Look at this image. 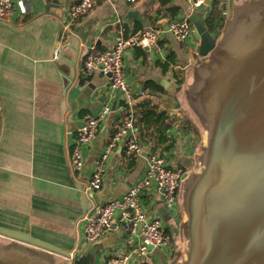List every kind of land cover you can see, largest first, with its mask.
<instances>
[{
    "label": "crops",
    "instance_id": "crops-1",
    "mask_svg": "<svg viewBox=\"0 0 264 264\" xmlns=\"http://www.w3.org/2000/svg\"><path fill=\"white\" fill-rule=\"evenodd\" d=\"M23 1L25 13L14 6L0 18V227L69 253L77 248L79 256L95 246L92 264H104L109 257L131 252L141 237L128 233L115 217L98 240L86 243L84 215L120 198L141 179L151 150L163 155L170 167L188 172L196 167L202 130L189 102V88L203 57L190 16L200 13L205 20L215 10L212 14L222 18L214 28L218 35L223 27L229 29L264 11V0H232L231 13L223 0L216 9L206 3L193 8L188 0H94L85 15L71 21L68 8L76 0ZM49 5L60 6L62 14L45 12ZM182 18L193 29L189 38L179 41L168 26ZM146 26L159 29L157 43L130 48L123 57L125 77L135 96L133 132L142 150L126 156L122 145L116 146L106 160L100 189L87 191L95 162L119 127L125 108L121 95L108 89L105 75L83 70V59L88 52L108 50L119 31L127 35ZM58 45L61 55L52 60ZM106 104L111 111L95 139L83 147L82 168L74 171L70 153L82 119L85 114H99ZM160 128L168 138L163 142ZM141 203L171 235L169 248L153 250V257L159 264H177L181 204L174 211L166 209L154 188L143 194ZM0 240L7 244L4 248L27 246L2 235Z\"/></svg>",
    "mask_w": 264,
    "mask_h": 264
},
{
    "label": "water",
    "instance_id": "water-1",
    "mask_svg": "<svg viewBox=\"0 0 264 264\" xmlns=\"http://www.w3.org/2000/svg\"><path fill=\"white\" fill-rule=\"evenodd\" d=\"M212 2L205 0L220 4ZM226 4L231 13L232 0ZM44 11L62 14L56 5ZM190 20L203 57L189 88L202 143L196 167L182 175L177 264H264V11L218 35L200 13ZM0 234L27 245L0 248V264L94 261L95 246L79 256L22 232Z\"/></svg>",
    "mask_w": 264,
    "mask_h": 264
},
{
    "label": "built area",
    "instance_id": "built-area-1",
    "mask_svg": "<svg viewBox=\"0 0 264 264\" xmlns=\"http://www.w3.org/2000/svg\"><path fill=\"white\" fill-rule=\"evenodd\" d=\"M223 1L226 2V0ZM188 2L193 8H199L205 4V0H188ZM93 4L94 0L74 1L68 8L69 21L85 15L93 7ZM14 6L20 13L26 12L23 0L16 2L0 0V18H6ZM67 26L68 24L65 23L64 28L66 29ZM192 29L187 18L172 21L168 26L169 32L179 41L189 38ZM159 34V29L153 26H146L127 35L121 30L108 50L101 53L88 52L83 59V70L86 73L100 71L105 75L108 78V89L111 93L121 95L125 108L124 117L119 127L114 131L95 162V169L86 186L87 191L100 189L106 160L116 146L121 144L126 156L137 155L142 150V145L133 132L135 96L125 77L123 57L130 48L154 46ZM61 52V46H56L53 49L52 60L59 59ZM143 94L141 92L138 96ZM110 111V107L106 104L99 114L84 115L71 148L72 170L78 172L82 168L84 164L82 149L95 139L102 119ZM184 172L182 167L168 166L163 155L156 150H151L146 157L145 172L141 179L131 185L120 198L111 199L96 211L84 215L83 235L86 243L98 240L114 223L115 217L128 233L141 237L140 243L131 252L109 257L104 264H131L133 261L137 264H159L153 257V250L169 248L171 235L164 230L160 218L148 216L142 207L141 198L149 188H154L161 194L164 207L174 211L178 204L177 193L181 191Z\"/></svg>",
    "mask_w": 264,
    "mask_h": 264
},
{
    "label": "trees",
    "instance_id": "trees-1",
    "mask_svg": "<svg viewBox=\"0 0 264 264\" xmlns=\"http://www.w3.org/2000/svg\"><path fill=\"white\" fill-rule=\"evenodd\" d=\"M212 8H213V9H216L215 6H213ZM213 11H215V10H212V12H213ZM212 12H211V14H210L211 16L206 17L205 20H204V23H205V25H206L208 28H215V25L218 24V23H220V21L222 20V18H221V19H218V18L215 16V14H212ZM163 129H164V128H160V130H159V137L161 138V140H159V142H163V141H165V140L168 139V138L164 135Z\"/></svg>",
    "mask_w": 264,
    "mask_h": 264
},
{
    "label": "rangeland",
    "instance_id": "rangeland-1",
    "mask_svg": "<svg viewBox=\"0 0 264 264\" xmlns=\"http://www.w3.org/2000/svg\"><path fill=\"white\" fill-rule=\"evenodd\" d=\"M243 2V1H242ZM250 3V2H249ZM264 3V2H263ZM255 4V3H254ZM244 8V7H243ZM231 19V18H230ZM230 30V29H229ZM177 196H178V207H180V204H181V197H180V191L177 193ZM2 240V239H1ZM0 240V245L1 247H7L5 245H7L4 241H1ZM177 243H179V241H177ZM16 246V245H15ZM16 247H20V248H24L23 246H16Z\"/></svg>",
    "mask_w": 264,
    "mask_h": 264
},
{
    "label": "flooded vegetation",
    "instance_id": "flooded-vegetation-1",
    "mask_svg": "<svg viewBox=\"0 0 264 264\" xmlns=\"http://www.w3.org/2000/svg\"><path fill=\"white\" fill-rule=\"evenodd\" d=\"M183 183H184V181L182 180V185H183ZM181 188H182V186H181ZM181 192V191H180Z\"/></svg>",
    "mask_w": 264,
    "mask_h": 264
}]
</instances>
